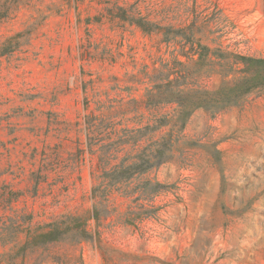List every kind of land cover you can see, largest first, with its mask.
I'll list each match as a JSON object with an SVG mask.
<instances>
[{
	"label": "rangeland",
	"instance_id": "374dc122",
	"mask_svg": "<svg viewBox=\"0 0 264 264\" xmlns=\"http://www.w3.org/2000/svg\"><path fill=\"white\" fill-rule=\"evenodd\" d=\"M248 60L264 0H0V264H264Z\"/></svg>",
	"mask_w": 264,
	"mask_h": 264
},
{
	"label": "trees",
	"instance_id": "16d2710c",
	"mask_svg": "<svg viewBox=\"0 0 264 264\" xmlns=\"http://www.w3.org/2000/svg\"><path fill=\"white\" fill-rule=\"evenodd\" d=\"M137 22H139V24H141V27L146 28L145 27L146 23H144L143 21H137ZM248 62L251 63L252 65L256 64V63L264 64V60H262V61L248 60ZM258 87H259L258 83H252L251 80H245V81H242L241 83L235 84V87L232 89V95L235 96V98H238V100L239 99H243L245 96L249 95V93L253 92ZM122 176H123L122 173H117V172L105 173L103 175V177L105 179H109V180H112V181L113 180H120L122 178ZM118 190L119 191L123 190V193L126 196H129V197L131 196V192L128 189L119 188ZM107 192H109V191L104 190V193H107ZM49 236H51V233H50Z\"/></svg>",
	"mask_w": 264,
	"mask_h": 264
}]
</instances>
